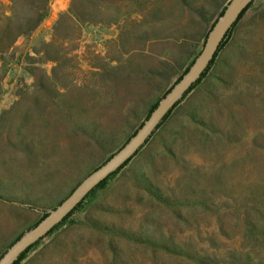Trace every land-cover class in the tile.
I'll use <instances>...</instances> for the list:
<instances>
[{
	"label": "rangeland",
	"instance_id": "374dc122",
	"mask_svg": "<svg viewBox=\"0 0 264 264\" xmlns=\"http://www.w3.org/2000/svg\"><path fill=\"white\" fill-rule=\"evenodd\" d=\"M228 1L50 0L0 50V257L130 139ZM20 264H264V0L129 163Z\"/></svg>",
	"mask_w": 264,
	"mask_h": 264
},
{
	"label": "water",
	"instance_id": "95a60500",
	"mask_svg": "<svg viewBox=\"0 0 264 264\" xmlns=\"http://www.w3.org/2000/svg\"><path fill=\"white\" fill-rule=\"evenodd\" d=\"M254 0H229L215 20L197 57L179 80L160 99L130 139L103 164L89 173L74 190L34 227L24 232L0 257V264H14L32 245L50 233L86 198V196L123 167L144 146L172 110L201 78L213 60L227 32Z\"/></svg>",
	"mask_w": 264,
	"mask_h": 264
},
{
	"label": "trees",
	"instance_id": "16d2710c",
	"mask_svg": "<svg viewBox=\"0 0 264 264\" xmlns=\"http://www.w3.org/2000/svg\"><path fill=\"white\" fill-rule=\"evenodd\" d=\"M20 1L22 3H24L25 5L28 6L29 8V13L26 15H19L17 13V10L15 9V6H17V4L20 3ZM50 0H11V8H10V14L6 13V10L4 9V7L0 4V50H6L7 48H9L16 39H18L21 36H25L30 34L40 23L41 21L44 19V17L46 16V9H47V4ZM253 3V2H252ZM251 3V4H252ZM251 4L244 10V12L241 14V16L239 17V19L237 20V22L232 26V28L227 32V34L225 35L224 39L222 40L217 53L215 54L213 60L211 61L210 65L207 67V69L205 70V72L202 74L201 78L192 86V88L189 90L192 91L195 86L200 82V80L205 76V74L207 73L208 69L211 67V65L213 64L218 52L223 48V46L225 45V42L227 41V39L229 38L233 28L235 27V25L238 23V21L241 19V17L243 16V14L247 11V9L251 6ZM224 9V8H223ZM223 11V10H222ZM222 11L220 12V14L222 13ZM219 14V15H220ZM188 69V68H187ZM185 69V71L187 70ZM179 80V78L175 81V83ZM188 92V93H189ZM187 93V94H188ZM186 94V95H187ZM185 95V96H186ZM184 96V97H185ZM157 105L154 104L151 111L155 108V106ZM177 106V105H176ZM175 106V107H176ZM174 107V108H175ZM173 108V109H174ZM172 109V110H173ZM170 110L167 115L164 117L163 121L160 123V125L158 126V128L163 124V122H165V120L169 117V114L171 113ZM150 111V113H151ZM149 113V114H150ZM148 117V116H147ZM157 128V129H158ZM154 134V133H153ZM130 161V160H129ZM129 161L123 166L121 167L118 171H116L115 173H113L111 176H109L105 181H103L99 186H97L94 190H92L87 196L86 198L64 219L63 222H65L71 215H73L81 206L82 204L89 199L90 197H92L95 192L101 188L102 186H104L107 182V180L115 175H117V173H119L128 163ZM95 170V169H94ZM45 216V215H44ZM44 216H42L41 219L44 218ZM40 219V220H41ZM39 220V221H40ZM38 221V222H39ZM37 222V223H38ZM60 223L59 225H57L50 233H52L58 226L63 224ZM36 223V224H37ZM35 224V225H36ZM34 225V226H35ZM33 226V227H34ZM31 229V228H30ZM48 233V234H50ZM20 237V236H19ZM18 237V238H19ZM17 238V239H18ZM16 239V240H17ZM37 243H35L34 245H32L29 249H27L18 259L14 264H20L23 259L25 258V256L27 255V253L36 245Z\"/></svg>",
	"mask_w": 264,
	"mask_h": 264
}]
</instances>
